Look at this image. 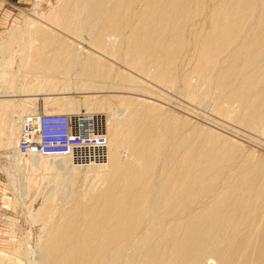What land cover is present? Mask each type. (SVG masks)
<instances>
[{
	"label": "bare ground",
	"instance_id": "6f19581e",
	"mask_svg": "<svg viewBox=\"0 0 264 264\" xmlns=\"http://www.w3.org/2000/svg\"><path fill=\"white\" fill-rule=\"evenodd\" d=\"M56 1L48 18L54 26L26 18L24 29L9 32L24 48L17 54L21 78L34 85L27 79L20 89L0 87L3 169L12 180L11 167L28 164L22 182L41 196L28 214L42 231L32 249L38 264H264V161L134 94L150 92L142 78L190 103L210 104L224 125L264 139V0ZM61 34L87 38L94 54H82ZM0 47V81H6L9 55ZM185 58L188 68L180 72ZM74 71L83 108L64 97L38 114L31 94H62ZM100 93L109 95L112 128L102 154L90 143L87 154L96 160L21 152L20 131L42 116H67L73 124L81 115L107 118L92 95ZM22 238H16L18 255L26 249ZM0 264L14 263L0 253Z\"/></svg>",
	"mask_w": 264,
	"mask_h": 264
},
{
	"label": "rangeland",
	"instance_id": "374dc122",
	"mask_svg": "<svg viewBox=\"0 0 264 264\" xmlns=\"http://www.w3.org/2000/svg\"><path fill=\"white\" fill-rule=\"evenodd\" d=\"M58 5H59V2L56 0H0V44H1L2 48H3V45L5 48H7V46L10 45L6 49L7 50L6 54L9 55V62L5 63L4 67H2L4 69L2 73H5L4 76L7 77L6 81H3V80L0 81V87L3 90H7L9 88L13 89L14 87L15 88L18 87V89H20V86H23V85L25 86L29 80H30L28 83L29 85L28 84L27 85L30 87H32V85H34L31 78H27L29 80L22 79L23 76H25V75H23V73L21 74L22 70H19L22 68L21 67L22 65H20V57H19L20 55H17V54L20 53V50H23L24 48L22 45H20L21 43H18L20 41L8 39L9 38V32L11 31V29L14 26H17V27L20 26L21 29H24L25 25H26V18H30L32 20L33 19L37 20L35 18L38 17L41 20L49 23L50 25H53L51 22H49L48 18L53 13L52 9L56 8ZM38 14H41L43 16L41 17ZM40 23H42V22H40ZM45 28H49V30H52V28L50 26H47ZM55 28H57V27H55ZM61 36H62V38L68 39L70 42L72 41L75 44H77L79 46V48L81 49L80 51L82 54L90 53V52L94 54V52L89 50L91 48V46H90V44H88L87 38H84V41H81V40H79V41L75 40L74 41L73 39L69 38L66 35L61 34ZM22 40L28 41V36L25 35L24 39H22ZM9 41H11V42H9ZM6 42L8 43V45ZM16 44H18V45H16ZM18 47L20 48V50ZM11 55L13 56V60H12ZM4 56H6V55H4ZM16 57H18L19 59ZM1 59L3 60V56L0 57V60ZM105 60L108 61L109 63H112V65L114 67H116L117 70L124 71V72L127 71V70H125V68L123 67V65L120 62L117 63V61L116 62L115 61L110 62L107 59H105ZM12 63H14V65H12ZM187 64H188V58H185L183 60V63H181V65H180V72L187 70V69H184V68H188ZM6 66H10V68L9 67L6 68ZM11 71H13V72H11ZM76 71L72 72V74L70 76L69 82L71 83V85L67 84L68 82H66V81L64 82V83H66V85H68L70 87L69 88V89H71V90H69L70 92L68 91V86L65 88L66 91L65 90H63L61 92L59 91L62 94L67 93L68 95L66 94V96H65V95L59 94L58 91H55L56 93L54 91L53 92L50 91L51 93H48L49 91H45V92H43L42 95H41L42 92L39 94H37V93H32L33 95L31 94V96H34V98L31 97V99H35V100L37 99L36 102L34 100L32 103H33L34 109L37 111L38 114H41L42 112L44 114L46 109H48V108H57L59 105L62 104V102L65 101L64 97L70 98V99L72 98V100L73 99L76 100L78 102L79 109L83 108V103H84L83 102V100H84L83 96H84V94L80 90H77V91L81 92V94L79 92H78L79 94H77L76 89L73 88L76 86L75 88L78 89V85H80V83H79L80 81L76 78V76H75V78L72 76V75L76 74ZM128 73H130V72H128ZM130 74H132V73H130ZM10 75L12 76L11 79H13L14 81H11ZM133 75H134V77H138V76H135V74H133ZM16 76H19V77H16ZM14 77H16V78L14 79ZM20 79H22L21 82H20ZM138 79L142 80L144 82L143 83L141 81L142 84H144V86H147L150 90V92L148 94H142V93H136L135 92L134 94L140 95V96H137L139 99L142 98L143 100H145L149 103H155L156 105L168 110V112H170L171 114H173V115L177 116L178 118L186 121L189 124V126H192L193 129L207 130V131H210L214 134L220 135V136L224 137L225 139L230 140L232 143L236 144L242 150L244 155H251L252 157H254L257 160L264 161V139L262 137L257 136L256 134H254L252 132L250 133L249 131L242 129V128L239 129L237 127H232V126L227 125V124L224 125V123H222L220 120L218 121L217 117L213 114L212 108H210L211 107L210 104L197 105V104L190 103L187 100H185L182 96H180L176 91H174L172 89H168V88H165L162 86L154 85V83H152V82L150 83L149 81H146V80L139 78V77H138ZM31 83H32V85H31ZM72 83H74L76 85L73 86L74 84H72ZM8 84L10 85V87L8 86ZM74 90H75V93H74ZM105 91H110V90H105ZM44 93H46V94H44ZM53 94H55V95H53ZM149 94H151V95H149ZM60 95H62V96H60ZM92 95L97 97V99H98L96 101V107H97L96 109H99L101 107L100 110H102L104 112L107 110L105 113H107V114L109 113L107 118L106 117L103 118L104 116L102 113H94L93 114L94 116L97 114L98 116L102 117L101 121H102L103 128H104L103 129L104 130V136H103L104 138H102V139L105 141L106 137L109 135V132L112 128L111 127L112 126V122H111L112 118L110 115V109L108 108V100H107L109 95L106 93L92 94ZM35 96L36 97L38 96V98H36ZM104 96H106L105 99H104ZM47 97H49V98H47ZM54 97H55V100L53 99ZM56 97H58V98H56ZM15 99L26 100L28 98L19 97V98H15ZM45 99H46V101H45ZM77 99H79V100H77ZM98 102L101 103V106L99 104L100 107L98 106ZM48 104H50V106ZM56 104H57V106H56ZM53 105H55V106H53ZM51 106H53V107H51ZM83 112L84 111L82 110V113ZM106 128H108L107 129L108 131H106ZM233 128H234V130H233ZM22 132H23V129L20 131V141H21V137H22ZM2 147L3 146H0V148H1L0 149V253L8 256L10 262H12L14 264L15 263L16 264H18V263L19 264H22V263L27 264V262H28V264H38L39 260L37 259L38 258L37 251L35 252L32 249H34V250L38 249V248H36L38 246H34V245L39 243V241L41 240V237H42L41 232L42 231L39 228L40 227L39 223L38 224L37 223L34 224V222H32L33 224L30 223L31 218L29 219L30 216L28 214L30 213V211L34 212L39 208V205L41 203V199H40L41 196H37L31 190L27 189L26 185L23 183L24 182L23 178L26 174L25 172H27L29 170L28 164L26 166L25 164L21 163V164H23L22 169H20L21 165H19L20 167H18V168H15V167L12 168L11 167V170L10 169L9 170L10 171H12V169L14 170L13 172H10V175H12V177H13V179H12L13 181L11 179L9 180V177L7 176L8 175L7 171H4V169H3V165L7 166L8 162L3 157L4 151H3ZM125 152H126L125 150L121 151V156L123 155L122 157L126 156ZM24 168L27 169V171H25ZM10 181L12 182V184H10L11 183ZM15 181L17 184L14 183ZM80 184H81V181L78 180L77 187H81L82 184L81 185ZM22 185H23V187H22ZM25 190L26 191L28 190V193L25 192ZM29 191H31V192L29 193ZM14 227H15V230H14ZM10 233H13V234H10ZM38 235H41L39 240L37 239L39 237ZM17 237H20V238L23 237L22 238V241L24 240L23 244L24 245L26 244L25 247L23 245V248L29 249L31 247L30 252L33 254L29 253L28 249L27 250L24 249L25 250L24 253L29 255V256H26V257H28V259L26 258L28 261L26 259H24L25 257L22 258L23 256H25L24 253H23L24 255L22 254L23 255L22 256V255H18L15 252V250L17 248V242H16ZM24 242H26V243H24ZM27 243L29 244L28 247H27ZM34 257H36L35 259H37V260L33 259ZM29 261H31V262L29 263Z\"/></svg>",
	"mask_w": 264,
	"mask_h": 264
},
{
	"label": "built area",
	"instance_id": "2783aa9c",
	"mask_svg": "<svg viewBox=\"0 0 264 264\" xmlns=\"http://www.w3.org/2000/svg\"><path fill=\"white\" fill-rule=\"evenodd\" d=\"M27 121L31 122V120ZM76 122L77 124H73L67 116L50 115L42 116L36 125L26 123L20 145L21 152L42 150L46 154H70L72 160L78 163L95 159L92 153L87 154V152L90 143H96V150L102 152L101 145L104 142L101 138L102 121L96 116L81 115ZM34 134L36 141H34ZM93 136H98L100 139L94 141Z\"/></svg>",
	"mask_w": 264,
	"mask_h": 264
}]
</instances>
